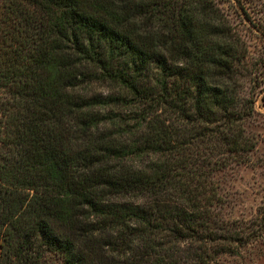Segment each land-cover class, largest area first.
<instances>
[{"label": "trees", "instance_id": "16d2710c", "mask_svg": "<svg viewBox=\"0 0 264 264\" xmlns=\"http://www.w3.org/2000/svg\"><path fill=\"white\" fill-rule=\"evenodd\" d=\"M215 0H0V264H218L261 244L215 180L254 147Z\"/></svg>", "mask_w": 264, "mask_h": 264}, {"label": "rangeland", "instance_id": "374dc122", "mask_svg": "<svg viewBox=\"0 0 264 264\" xmlns=\"http://www.w3.org/2000/svg\"><path fill=\"white\" fill-rule=\"evenodd\" d=\"M215 2L243 49L237 69L240 94L252 101V112L244 127L254 147L245 155V162H231L214 178L223 199L221 216L249 221L264 205V0ZM218 264H264V240L240 256L221 257Z\"/></svg>", "mask_w": 264, "mask_h": 264}]
</instances>
